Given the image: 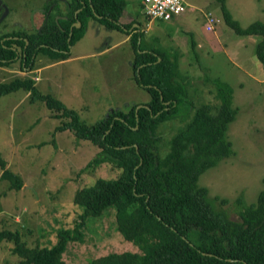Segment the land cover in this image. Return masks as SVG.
<instances>
[{
	"label": "rangeland",
	"instance_id": "1",
	"mask_svg": "<svg viewBox=\"0 0 264 264\" xmlns=\"http://www.w3.org/2000/svg\"><path fill=\"white\" fill-rule=\"evenodd\" d=\"M52 1L63 14L72 2L0 0V35L36 32ZM184 1L186 11L179 18L149 23L142 12V0H128L119 23L131 27L108 30L90 18L83 37L71 45L67 59L57 60L40 52L29 71L20 68L19 61L1 64L0 83L30 75L39 93L61 101L78 114L83 124L92 126L112 109L127 112L132 105L152 99L147 86L139 85L135 78L132 34L141 32L138 43L143 51H162L169 59L179 53L177 66L184 76L191 107L187 112L180 109L174 118L160 125V145L166 146L199 105L219 104L216 80L229 84L233 106L238 110L227 130L232 154L201 174L198 184L207 190L215 211L238 219L241 206L237 200L249 206L257 203L264 192V67L256 55L260 36L237 35L225 24L216 0ZM226 6L243 27L264 20V0H226ZM208 14L215 20L211 31L206 29ZM55 17L58 20L61 15ZM137 21L138 31L134 30ZM219 31L223 33L218 35ZM207 34L212 37L207 38ZM253 40L257 41L255 45ZM241 42L248 44L243 47ZM58 110L42 100L31 102L30 93L22 89L0 97V154L6 167L23 183L16 191L10 189L9 180L0 179V230H18L29 246L53 245L62 227L74 229L82 223L84 211L75 203L78 191L95 185L99 179H116L120 173L110 163L87 166L100 148L78 139L73 130H59L71 118H57L55 115L62 113ZM83 222V237L70 239L64 252L69 263L86 264L109 252H142L139 243L124 238L116 228L114 209ZM192 228L191 237L197 239L198 227ZM14 246L11 240L0 242V264L20 261L22 257Z\"/></svg>",
	"mask_w": 264,
	"mask_h": 264
},
{
	"label": "trees",
	"instance_id": "2",
	"mask_svg": "<svg viewBox=\"0 0 264 264\" xmlns=\"http://www.w3.org/2000/svg\"><path fill=\"white\" fill-rule=\"evenodd\" d=\"M216 1L225 24L237 35L260 36L256 55L264 67V21L243 27L226 6V0ZM128 3L72 0L69 11L63 14L52 1L36 32L0 35V65L19 61L20 68L29 71L40 52L57 60L66 59L71 45L83 37L90 18L108 30L131 27L119 23ZM56 14L61 15L58 20ZM79 22L81 26L74 25ZM140 34L130 37L136 50L135 78L139 85L147 86L152 99L142 106L132 105L127 112L112 109L95 125L83 124L74 110L39 93L30 75L0 83V97L22 89L30 93L31 102L42 100L51 109L62 111L55 115L57 118H71L58 129L73 130L78 139L100 148L87 166L110 163L120 169L116 179H99L95 185L79 190L75 203L84 211L83 221L114 209L116 228L124 238L139 243L142 252H109L86 264H264V192L257 203L249 206L238 199L239 218L232 219L226 212L214 210L207 190L198 184L201 174L232 154L227 130L238 111L232 103V87L216 80L219 104L199 105L166 146L160 145V125L174 118L180 109L187 112L191 101L187 99L184 76L178 70L179 53L169 59L162 51H143L138 43ZM191 47H196L192 39ZM6 165L0 154V179L9 180L11 190H21L20 176ZM83 221L74 229L62 227L53 245L29 246L21 240L18 230L9 228L0 230V242L15 243L14 251L22 257L17 264H71L64 252L70 239L83 237ZM193 226L198 227L197 239L190 234Z\"/></svg>",
	"mask_w": 264,
	"mask_h": 264
},
{
	"label": "built area",
	"instance_id": "3",
	"mask_svg": "<svg viewBox=\"0 0 264 264\" xmlns=\"http://www.w3.org/2000/svg\"><path fill=\"white\" fill-rule=\"evenodd\" d=\"M141 6L150 23L158 19L169 21L179 18L186 11L187 4L184 0H142ZM208 15L206 29L211 31L215 20Z\"/></svg>",
	"mask_w": 264,
	"mask_h": 264
},
{
	"label": "crops",
	"instance_id": "4",
	"mask_svg": "<svg viewBox=\"0 0 264 264\" xmlns=\"http://www.w3.org/2000/svg\"><path fill=\"white\" fill-rule=\"evenodd\" d=\"M229 9L231 10V12L233 13V10L229 7ZM234 18H236L237 19V17H235V16H233ZM262 18H264V17H262ZM260 21H264V20H260ZM245 27V26H244ZM220 32H221V34L223 33V31H219L217 34L219 35L220 34ZM209 33V32H208ZM216 34V33H215ZM207 38H211L212 36H209L208 34H207ZM246 36H249V37H253V36H255V35H246ZM259 40H260V38H259ZM259 42V41H258ZM252 43L255 45L256 43H257V41L255 42V40H253L252 41ZM239 44H242L243 45V47H245L248 43H245V42H241V43H239ZM257 45V44H256ZM67 59V58H66ZM62 60H64V59H62ZM262 63V62H261Z\"/></svg>",
	"mask_w": 264,
	"mask_h": 264
},
{
	"label": "water",
	"instance_id": "5",
	"mask_svg": "<svg viewBox=\"0 0 264 264\" xmlns=\"http://www.w3.org/2000/svg\"><path fill=\"white\" fill-rule=\"evenodd\" d=\"M74 25H76V26H81V22H79V23H75ZM141 106H142V105H141ZM141 106H139V108H140Z\"/></svg>",
	"mask_w": 264,
	"mask_h": 264
},
{
	"label": "flooded vegetation",
	"instance_id": "6",
	"mask_svg": "<svg viewBox=\"0 0 264 264\" xmlns=\"http://www.w3.org/2000/svg\"><path fill=\"white\" fill-rule=\"evenodd\" d=\"M90 22V21H89ZM137 27L139 28L140 27V25H139V23H137ZM135 30V29H134ZM138 31V30H137Z\"/></svg>",
	"mask_w": 264,
	"mask_h": 264
}]
</instances>
